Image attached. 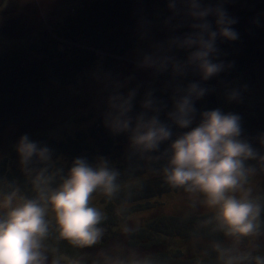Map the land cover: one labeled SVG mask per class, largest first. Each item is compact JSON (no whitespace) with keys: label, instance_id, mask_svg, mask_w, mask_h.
I'll list each match as a JSON object with an SVG mask.
<instances>
[{"label":"clouds","instance_id":"clouds-1","mask_svg":"<svg viewBox=\"0 0 264 264\" xmlns=\"http://www.w3.org/2000/svg\"><path fill=\"white\" fill-rule=\"evenodd\" d=\"M229 2L165 0L166 14L137 18L142 46L132 73L114 74L100 63L90 73L103 126L127 138L124 171L104 156L74 158L65 170L47 143L19 137L25 183L0 177V264H168L130 243L140 230L131 214L134 189L143 188L137 173L145 171L182 192L193 212L205 210L196 232L210 239L195 264H264V193L256 183L264 176V132L254 146L239 114L196 107L216 91L207 82L235 66L218 46L240 39ZM262 16L251 23L264 27ZM221 83L227 102H243L247 84ZM97 198L114 204L123 240L105 246L109 214Z\"/></svg>","mask_w":264,"mask_h":264},{"label":"trees","instance_id":"trees-1","mask_svg":"<svg viewBox=\"0 0 264 264\" xmlns=\"http://www.w3.org/2000/svg\"><path fill=\"white\" fill-rule=\"evenodd\" d=\"M157 2L159 3L158 10H150L151 18H155L158 13L166 14L165 1L157 0ZM143 3L144 0H97L75 12L71 20L67 21L70 24L69 29L61 31L60 35L55 36L50 32L41 30V38L36 42H27V39L31 38L28 34L25 41L19 42L20 45H16L8 52L0 53V125L5 127L12 124H27L36 117L38 119L39 112L47 104L48 95L46 92L48 89H55L58 86L69 87L76 83L79 74L86 66L87 54L89 58L96 55L103 62L110 60V55H114L117 49L124 52H127L128 49L130 52L127 56L130 54L131 59L121 58L119 62L126 64L131 62L127 65L132 64L135 49L142 44H140L138 35H135L130 46L126 47L123 38L126 37L127 32L135 29V27H130L134 21L137 22L139 15H143L141 10L144 7ZM151 7L148 5L149 9ZM104 19L109 24H106ZM261 20L264 22V16ZM82 27L84 29H81ZM262 28L264 27L254 26L257 31ZM154 31L156 30L154 29ZM160 34L163 33L160 32ZM68 35L70 36L68 37ZM245 38L243 35L236 41L238 42L236 44L238 50L244 51V55L243 53L239 54L240 50L239 52L236 50V55L230 57L229 61H234L235 66L231 71L225 73L226 80L231 81V83L234 82L236 86L240 84L239 82L241 84L246 82L242 74H247L245 77L251 76L250 78H252L253 74L260 72L262 74L258 86L264 90V60L262 61V56H257L261 48L256 45L247 46V44L245 47ZM30 43L32 44L30 45ZM243 47L245 49H242ZM86 48H89L88 52ZM21 51L24 53L27 51V53L36 56V59L30 62L29 58L25 57L28 62L20 55ZM90 60H92V65L96 66V61ZM121 75L124 76L123 73ZM207 84V86L214 87L212 84ZM215 96L216 92L210 93L198 101L196 107L201 111L220 108L223 112L239 114L238 105L240 103H229L226 99L221 98L218 103ZM247 97L243 95L242 104L248 102ZM33 101L38 102L35 110L31 107ZM258 104V111H263L260 107L263 104L261 102ZM243 110L246 111V109ZM258 111L247 109L242 114V124H246L244 122L246 117L255 118ZM174 131L177 130L174 129ZM40 132L32 131L29 136L34 141L47 143L54 150V158L60 159L65 170L70 167L74 158L81 156L86 157L89 162H95L97 156H104L121 171H124L128 166L125 159L127 138L123 135L113 137L102 122L86 129L80 128L74 133H67L62 139L48 137V135H42L41 138H38L37 135H40ZM164 147L166 145H162V149ZM0 159V177L9 180L14 179L19 184L24 185L25 178L21 172L15 146H12V143L6 148ZM137 176L142 179L143 188L134 189L135 195L131 214L133 217L143 214H147V216L138 221L140 230L130 243L142 252H151L166 258L168 264H195L196 259L201 257L200 255L190 254L187 256L182 250L172 252L169 250V243L184 239L207 242L208 246L210 237L206 232H196L197 220L202 218L204 214L194 213L183 216L166 214L161 202L162 196L180 191L169 189L161 178L153 176L147 171L137 173ZM97 201L99 206L105 208L109 214L108 234L105 238V246H107L123 239L118 230L120 221L113 213L114 204H106L102 198H97ZM128 242L126 241V243ZM70 250L72 255L76 254V250L72 248Z\"/></svg>","mask_w":264,"mask_h":264},{"label":"rangeland","instance_id":"rangeland-1","mask_svg":"<svg viewBox=\"0 0 264 264\" xmlns=\"http://www.w3.org/2000/svg\"><path fill=\"white\" fill-rule=\"evenodd\" d=\"M95 1L97 0H0V53L4 51L8 52L12 50L11 48L16 47V45H20L19 42L21 40L25 41L28 34L31 38L27 39V42H36L41 38V30L50 32L55 36L60 35L61 31L69 29L70 24L67 21L71 20L75 12L79 11L83 6L92 4ZM159 1L164 2L165 0ZM148 5L152 6L151 9L148 8ZM143 6L144 7L141 9L143 11L142 14L151 18L150 10H158L159 3L157 0H144ZM226 7L231 15L238 18L239 22L234 27L239 32L240 37L245 35L244 46L246 44L247 46H259L261 50H259L257 56H262L263 61L264 28L257 31V29H254V25L251 21L257 14L264 13V0H230ZM104 21L106 24H109L106 19H104ZM133 27H135V29L129 33L127 32L128 35L126 34V37L123 38V43L126 47L130 46L134 36L137 35V22L134 21L130 28ZM81 29H84V27ZM154 32L157 38L163 36V34L161 35L157 30ZM69 36L70 35H68V37ZM71 37L74 38L73 36ZM235 42H218L220 49L226 53V56L222 57V59L229 61L230 57L236 55V52H239V50V54L243 53L244 55V51L241 49L238 50L237 48L236 44H238V42ZM31 44L32 43H30V45ZM88 49L89 48H86L87 52ZM242 49L245 48L243 47ZM129 52L128 49L127 52L117 49L114 55H110V60H104L103 62H101L96 55L89 58L87 54V60L85 61L86 66H84L79 74L80 76L77 78L76 83L69 87L58 86L55 89H48L46 92L48 95L47 104L44 105L39 112L38 119L36 117L27 124H12L5 127L0 125V157L5 153L6 148L10 146V143H12V146H15V142L17 143V139L23 134L29 135L32 131H41L40 135H37L38 138H41L42 135H48V137L62 139L67 133H74L80 128L86 129L89 126L102 122V117L100 115L102 111V105H100L101 93L98 85L90 78V73L98 63L102 64L105 70L110 68L108 71L114 74L118 73L121 75L123 73L124 75H128L132 73L134 71L133 63L127 65L131 62L127 64L119 62L121 58L130 60V54L127 56ZM20 55L24 58L28 57L30 62L36 59V56L27 53V51H25V53L21 51ZM90 59L96 61V66L92 65V60ZM25 60L27 59L25 58ZM261 74L260 72L258 74L255 73L252 78H250L251 76L245 77L247 74H242L246 80L243 84L248 85V90L243 93V95L248 96L246 99L248 102L238 105L239 115L243 119L242 114H244L247 109L258 111V102L263 104L260 106L263 111H258L255 118H244L246 124H242L244 129L243 135L251 140H254L258 133L264 132V90L258 86ZM136 75L139 80L148 79L146 73L137 72ZM221 82H226L235 86L234 82L231 83V81L226 80L225 73H221L218 77L208 81L207 83H209V85L212 84L216 87L215 98L218 103L220 102V98L225 99L223 95V84ZM239 83L240 84L237 85H243L241 82ZM252 101L253 103H251ZM256 101H258L257 104ZM37 105L38 102L33 101L31 106L32 109L35 110ZM243 109H246V111ZM253 143L254 146L258 147L255 140ZM256 183L258 192L264 193V176H258ZM95 202L99 205L97 200ZM161 202L163 203L164 212L169 215L175 214L176 216H183L186 214L205 213L204 209L193 212L189 208L186 197L182 192H173L164 195L161 198ZM145 216H147V214L134 216L133 221L142 220ZM206 247L207 242L194 240L187 241L183 239L169 243L170 251L176 252V250H182L187 256L190 254H198V256H201L202 250ZM70 249L71 247L62 245V250L66 251L68 255L71 254Z\"/></svg>","mask_w":264,"mask_h":264}]
</instances>
